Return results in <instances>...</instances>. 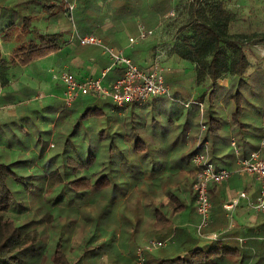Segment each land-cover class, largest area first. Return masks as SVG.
Segmentation results:
<instances>
[{
	"label": "crops",
	"instance_id": "obj_1",
	"mask_svg": "<svg viewBox=\"0 0 264 264\" xmlns=\"http://www.w3.org/2000/svg\"><path fill=\"white\" fill-rule=\"evenodd\" d=\"M60 1L63 9H55L57 13L53 15L49 10L44 9L45 0H24V4L10 2L5 6L3 2L0 3L2 59L10 60L12 49L17 44L39 41L40 36L46 33H61L63 43V47L58 52L41 57L33 63L14 64L8 67L5 72L4 88L0 76V108L9 105L17 107L19 101L28 105L40 101L42 109H50L52 106V115L56 120L62 111L58 107L63 104L65 97V87L60 79L63 71H70L77 78L86 79L100 77L102 71L109 68L103 83L110 85L121 76L123 66L121 64L111 66V57L102 46L81 45L78 40L79 36L85 34H94L98 37L101 35L108 46L131 57L145 70L150 69L159 52L165 50L158 61L164 68V74L170 73L168 85L172 88V93L175 98L178 96L184 99L185 106L170 103L168 99H164L165 97L152 98L142 105L130 103L125 108H119L117 111L119 119L116 111L112 110L111 120L106 123V127H100L97 132L90 131L88 133L90 139H98L99 132L103 129L108 130L107 138L110 139V133L121 131L126 134L130 124H140L143 132L139 134L149 142L152 150L157 151V155L176 157L195 147H192L188 140L190 137L191 140L194 139L200 132L204 114L208 113L214 117L215 125L206 139L209 141L210 156L217 167L234 171L239 166L240 160L248 157L252 151L261 146L264 137V64L256 66L255 60L260 59L264 62L262 56L264 51L261 55L256 51L258 49L261 52L264 49V42L246 47L252 67L247 71L242 84L231 85V77L225 76L219 79L216 85L209 82L197 85L192 82L194 64L169 53L171 37L163 29V22L150 26L154 29L152 36L132 44L129 38L137 36L138 25H142L139 16L132 18L126 13L122 17L115 15L112 5L109 6L112 0H88L82 5L79 4V0H68L76 5L72 13L67 10V0H58L57 3ZM87 6L91 7L87 8ZM121 11L128 10L121 9ZM17 13L32 17L28 30H23L19 24L8 28V21ZM66 19L71 23L69 26L65 22ZM54 54L56 57L52 62L53 65H47L46 58ZM45 70H48L50 75ZM23 77H26L25 80ZM91 98L90 95L80 97L70 107L73 115L80 114L84 105L93 101ZM239 105L240 114L237 117L235 113ZM150 107H157V118H152L151 114L146 115ZM163 107L166 109L165 112ZM48 125L50 126V122ZM121 140H126V137ZM123 143H125L123 147L133 148L131 142ZM262 153L264 154V148ZM192 174L189 179L193 180L194 172ZM125 180L121 181L125 182ZM183 184L181 182L178 185L180 191L178 195L183 203L178 209L168 204L167 194L157 196V208L163 211L166 221L157 216L156 223L155 218L146 216L144 221L138 218L140 220L138 222L133 215L129 219L126 205H122L118 210L119 217H116V221H120L118 230H124L125 236L135 239L141 237L148 224L152 228L157 227L158 239L171 238L168 245L162 248L164 249L162 252L159 249L157 255L152 256L153 259H150L154 262L152 264H161L163 259L177 257L180 253H184L185 249L193 247L207 249L211 241L196 234L195 226L199 217L195 198L192 193L184 190ZM258 190L259 184L255 175L237 172H233L227 181L210 186L213 208L212 223L207 233L220 232V242L226 250L225 254L219 256V264H264V211H256L250 205L256 198ZM242 191L246 192V197L240 195ZM236 197L238 198L236 207L227 210L224 207L225 202ZM144 202V206L153 203L149 198ZM146 213L150 215L149 212ZM94 228L97 226L94 225ZM116 230V228L111 229L112 236ZM120 233L118 232L116 236H120Z\"/></svg>",
	"mask_w": 264,
	"mask_h": 264
},
{
	"label": "trees",
	"instance_id": "obj_2",
	"mask_svg": "<svg viewBox=\"0 0 264 264\" xmlns=\"http://www.w3.org/2000/svg\"><path fill=\"white\" fill-rule=\"evenodd\" d=\"M45 1L44 9L49 10L51 15L57 13L55 9H63L61 1L59 3H57L58 0ZM1 2L4 6L9 5L10 2L24 4V0H0ZM87 2L88 0H79L80 5ZM111 5L117 16L122 17L124 13L132 18L139 16L142 25L146 28L164 19V30L171 34L169 53L176 54L194 64L192 82L197 85L207 82L216 85L218 80L225 76L231 77V85L242 84L247 71L252 67L246 47L250 44L264 42V31H232L236 13L223 0H112L109 6ZM121 9L128 11H121ZM171 12L173 15L169 14ZM168 14L170 16L166 17ZM16 19L19 20L16 21ZM31 22V16L17 13L8 21L7 26L10 28L19 24L23 30H28ZM61 37L62 34L59 32L46 33L40 36L39 41H25L17 44L12 49L10 60L0 57V76L3 80V88L4 81L6 82L5 72L9 66L26 65L58 52L63 47ZM99 38L102 36L99 35ZM102 41L108 45L103 38ZM165 79L168 84L170 73H165ZM90 96L93 101L84 105L80 114L73 116L76 118V123L71 132L63 134L64 151L54 157L58 159L61 156L59 165H53L47 174H38L35 181H29L21 173L22 168H25L23 167L25 162L14 158L15 155L0 152V264H43L46 258L53 264L69 263L70 259L60 251L64 245L61 237L55 242L51 253L46 252L47 249L43 250L40 239V225L45 221L52 222V219L58 220V217L62 215L60 212L63 208L59 207V204L65 183L68 184L70 190L76 193L93 192L90 200H87L89 204L90 201L91 203L98 202L102 191L106 189H110L113 194L118 192L126 194V191L130 189L143 191L146 198L152 196L154 199L151 198L153 203L140 208V212H149L150 215L146 213V216L155 218L156 223L157 216L166 221L163 211L157 208V196L167 194L168 204L178 209L183 204L178 195L179 183L183 182L184 190L194 195L192 189L194 179L189 178L192 172L195 173L191 163L192 155L196 151L195 147L176 157L157 155V151L152 150L149 142L139 134L143 132L140 124H136L137 126L130 124L126 134L114 131L110 133V139L107 138L108 130L103 129L99 132L98 139H90L88 133L93 132L94 128L86 124L89 121L108 123L111 120L112 110L116 111V116H119L117 111L120 108L115 103L113 104L110 98ZM18 106L24 114L0 123V140L8 147L18 146L21 151L24 149L23 146L30 147L29 141H34V148L39 149V152L44 155L49 138L57 125V123L54 124V128L47 127L48 124L47 126L42 125L43 121L48 123L46 119H54L52 106L45 113L38 108L33 110L35 104L31 106L19 101ZM70 107H66L64 102L58 107L62 111L56 122L61 118H70V115H67L73 112ZM239 108L240 105L235 113L237 117L240 114ZM27 112L29 114H26ZM36 112H39L37 114L39 119L36 117ZM203 121L206 125L204 135L206 138L215 125L214 117L205 113ZM19 123H26L30 130L21 131ZM58 133L59 131L56 130V135L60 139ZM23 134L26 138H23ZM123 137H126V140H121ZM6 138L9 140L4 142ZM124 141L131 142L133 148L123 147ZM103 146L107 150L109 169L104 167L105 169L91 171L93 168L90 170V165L93 164L98 151ZM184 148L187 149L185 145ZM34 156L39 158L37 153L33 154ZM122 179H126L125 182L121 181ZM34 191L44 198L36 209L27 207L22 200L28 193L35 194ZM46 192L49 194L48 197H46ZM28 208L35 210L32 212L33 217L19 220L18 213L27 211ZM37 216L39 217L36 218ZM137 220L140 222L139 219ZM94 240V235L86 240L84 248L86 251L94 250V247L90 248ZM208 245L207 249L194 247L185 249L184 253H180L177 257L163 259L161 264H167L165 262L219 264V256L225 254L226 250L222 247L220 240L210 241ZM99 246L95 249L100 248Z\"/></svg>",
	"mask_w": 264,
	"mask_h": 264
},
{
	"label": "rangeland",
	"instance_id": "obj_3",
	"mask_svg": "<svg viewBox=\"0 0 264 264\" xmlns=\"http://www.w3.org/2000/svg\"><path fill=\"white\" fill-rule=\"evenodd\" d=\"M223 1H225L227 6H229V8L236 13V19L231 28L233 32L264 31V0ZM169 14L166 15V17L170 16ZM163 20H161V22L164 23ZM65 22L68 26L71 24L68 19H66ZM168 34V36L171 35L170 32ZM256 51L258 55H261L263 54L264 49L261 51L262 53L259 52L258 49H256ZM262 56H264V54ZM55 57V54L48 56L46 58L47 60H45V63L47 65H53L52 62ZM255 62L256 66L264 64V62L260 59L259 61L255 60ZM45 71L50 75V72L48 70ZM23 78V80H25L26 77ZM172 92L173 90L172 88H170V94L162 97H165L164 99H168L170 103H177L178 106L180 104L185 106L184 99H181L178 96H176L175 98ZM171 96H173V98ZM34 102L30 103L31 106L35 104L34 108H32L33 110H36L38 108L42 112L44 111V113L47 111V109H42L40 107V101H37L36 103ZM19 107L20 106L16 107L14 105L1 107L0 123H2L3 121H9L12 118H18L19 116L24 114L23 111H20ZM165 110L166 109L163 107V112H165ZM38 113L36 112V117ZM26 114H29V112H27ZM67 115H70V118H61L58 119L57 122L56 120L51 118V120L46 119L45 121H48V123L50 122V126H47L48 123H45L44 121L42 122V125L45 126L46 124V126L50 128H54V124L57 123L56 127L53 129L54 133H52L49 138V142L44 155L39 152V149L34 148V141H29L28 144L30 147L26 148L23 146L24 149L23 151H21L18 149V146L8 147L0 140V152L6 155H15L14 158L24 161L25 164H23V167L25 168H22L21 173L26 177L27 180L35 181L38 178V174H47L49 172V169H51L53 165H59V162L62 159L61 156L58 159H55L54 157L63 153V134H68L69 132H71L76 123V118L73 117V113ZM146 115H150L152 118H157V107H150ZM123 118H125V116H123ZM103 123L106 122L89 121V123L86 125H91L94 128V131L97 132L100 127H106V124ZM21 125H23V127H21ZM19 129L25 132H28L30 130L29 125H27L26 123H19ZM56 130L59 131L58 136L60 137V139L56 135ZM24 136L26 135L23 134V138H26ZM197 136L194 139L192 138V140L190 137L188 140L189 144L192 147L195 146ZM7 139L8 138H6V141L4 142H7ZM192 142H194V144H192ZM190 145L188 146L190 147ZM33 148L34 151H32ZM99 151L97 153L95 161L90 165V170L93 168L91 171L97 169H105L104 167H106V169H109L110 163L108 164L106 148H104L103 146ZM36 153L37 155H39V158L35 156L33 157V154L36 155ZM29 186L33 188L31 185ZM63 190V196L61 197V203L59 204V207L63 208L62 212H60V214L62 215L58 217V220L52 219V222L45 221L40 225V239L44 251L45 249H47L46 252L51 253L54 248L55 242L59 241L58 239L59 237H61L62 243L64 245L62 246L60 251H62V253H64L67 258L70 259L68 264H152L153 261L150 259H153V255H157V250L161 249L159 250L160 252L164 250L162 248H159L153 250H145L141 254L139 252V249L147 245L151 240H159L157 237V227L152 228L147 224L146 230L144 231L146 232L145 235L143 232V235L141 237L136 238L137 240L134 237L125 236L123 233L125 232L124 230H118L120 228V221H116V217H119L118 210L122 205H126L129 216L134 215V219L140 218L142 219V221H144L146 213L144 211L140 212V208L144 206V201H146V194L143 191L130 189L126 191V194H123L122 192L113 194L110 189H106L102 191L101 198L98 202L91 203L90 201L89 204L87 203V200H90L93 192L91 193L89 191H86L84 193H76L68 188L67 183H65V187L63 188ZM34 193L35 194H33L32 192L28 193L26 198L22 200L27 207H34L36 209V206L40 204L44 200V198L38 196L37 192L34 191ZM46 195V197H48L49 194L46 192ZM122 198H124V200H122ZM151 198L152 196H149V199ZM34 211L35 210L28 208L27 211L18 213L17 218L19 220L30 219L33 217L32 212ZM27 215H29V218L27 217ZM38 217L39 216H37L36 218ZM146 221L144 224H146ZM94 225L97 226V228H94ZM32 227L33 226H31V228ZM112 228L117 229L116 231H114V236H112L113 233H110ZM116 232H121L120 236H116ZM92 235H94L95 240L93 241V243H91L92 246L90 248L94 247V250L86 251L84 249L86 246V240ZM96 246H99L100 248H97L96 250ZM142 255L144 258L142 257ZM43 264L53 263H51L50 260L46 258L44 259Z\"/></svg>",
	"mask_w": 264,
	"mask_h": 264
},
{
	"label": "built area",
	"instance_id": "obj_4",
	"mask_svg": "<svg viewBox=\"0 0 264 264\" xmlns=\"http://www.w3.org/2000/svg\"><path fill=\"white\" fill-rule=\"evenodd\" d=\"M67 10L72 13L75 3L66 1ZM173 15V12L171 13ZM72 17V14L70 15ZM154 34L153 28H146L139 25L137 36L129 38L130 43L134 44L138 40H145ZM81 45L95 44L102 46L104 51L109 53L113 65L121 64L123 66L122 74L110 85L103 83L108 69L102 71L100 77H89L86 79L77 78L70 71H63L60 79L65 87L64 105L72 106L80 97L93 95L96 97H109L117 107L123 108L130 103L142 105L152 98L167 96L170 94V87L166 83L164 68L158 61L165 53V50L159 52L152 67L148 70L141 68L131 57L125 55L108 45L101 38L94 34H85L78 37ZM111 68V67H110ZM206 130L205 123H201L200 132L195 141L196 151L192 155L191 163L194 167V182L192 189L195 195V205L199 220L195 226L196 234L209 240H220V232L207 233V229L212 223L213 203L210 198V186L227 181L233 172L247 173L255 175L258 180L259 190L256 198L250 203L256 211H264V137L261 146L252 151L250 155L239 162V166L234 170L217 167L210 156L209 141L204 138ZM240 195L246 197V192H240ZM238 204V198H232L225 202L224 207L231 210ZM171 241L170 237L151 240L147 245L139 249L140 254L145 250L163 248ZM143 257V255H142ZM144 258V257H143ZM141 258V259H143ZM218 264V263H214Z\"/></svg>",
	"mask_w": 264,
	"mask_h": 264
}]
</instances>
